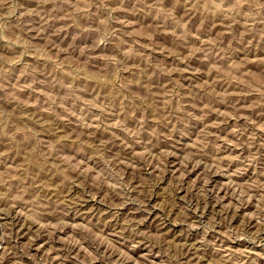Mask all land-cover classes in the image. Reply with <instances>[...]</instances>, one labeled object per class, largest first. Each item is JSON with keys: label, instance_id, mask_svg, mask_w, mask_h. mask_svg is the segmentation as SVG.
<instances>
[{"label": "rangeland", "instance_id": "rangeland-1", "mask_svg": "<svg viewBox=\"0 0 264 264\" xmlns=\"http://www.w3.org/2000/svg\"><path fill=\"white\" fill-rule=\"evenodd\" d=\"M263 230L264 0H0V264H264Z\"/></svg>", "mask_w": 264, "mask_h": 264}, {"label": "bare ground", "instance_id": "bare-ground-1", "mask_svg": "<svg viewBox=\"0 0 264 264\" xmlns=\"http://www.w3.org/2000/svg\"><path fill=\"white\" fill-rule=\"evenodd\" d=\"M161 178V177H160ZM212 204H214V203H212ZM215 205H216V203H215ZM212 208H213V206H212ZM214 210V209H213ZM223 213V212H222ZM233 216V215H232ZM264 231V230H263ZM177 250V249H176ZM188 251V250H187Z\"/></svg>", "mask_w": 264, "mask_h": 264}]
</instances>
